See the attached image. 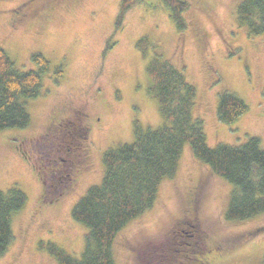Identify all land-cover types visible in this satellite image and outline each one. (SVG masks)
<instances>
[{"label":"rangeland","instance_id":"obj_1","mask_svg":"<svg viewBox=\"0 0 264 264\" xmlns=\"http://www.w3.org/2000/svg\"><path fill=\"white\" fill-rule=\"evenodd\" d=\"M25 1L0 0V43L19 68H36L32 54L42 52L52 69L41 96L28 102L31 125L0 132V188L16 184L28 194L0 264H61L52 244L82 258L88 231L72 208L103 179L104 152L131 143L137 124L151 130L164 122L146 90L154 51L196 87L195 114L211 147L255 136L264 148V35L251 36L237 21L242 0H184L183 29L163 0H136L118 25L122 0H42L26 21L18 17ZM142 38L146 50L138 44ZM59 64L64 74L55 80ZM224 91L249 107L234 123L218 117ZM182 152L153 208L117 236L118 264H264V212L229 220L234 185L189 144ZM78 163L85 171L72 186Z\"/></svg>","mask_w":264,"mask_h":264},{"label":"trees","instance_id":"obj_2","mask_svg":"<svg viewBox=\"0 0 264 264\" xmlns=\"http://www.w3.org/2000/svg\"><path fill=\"white\" fill-rule=\"evenodd\" d=\"M135 1H121L117 25ZM163 1L183 29L180 15L188 3ZM237 11V21L251 36L264 35V0H242ZM138 44L144 50L150 46L146 38ZM150 57L147 68L151 82L146 90L158 101L164 122L151 130L137 124L131 143L104 152L103 179L90 185L72 208L73 218L88 231L82 258L78 260L51 243V252L61 264H118L113 250L117 236L127 224L153 208L160 184L175 176L186 144L200 161L234 185L226 211L229 220L241 221L264 212V148L260 138L248 136L237 145L220 143L211 147L204 120L195 114L196 87L182 69L163 59L160 51ZM32 60L36 68H19L0 43V132L23 129L32 123L28 102L41 96L44 77L52 69L42 52L33 53ZM53 72L55 80H61V64ZM219 97L218 117L224 123L236 122L249 108L240 96L229 91L221 92ZM27 200L28 194L16 184L7 191L0 188V256L7 253L15 239L12 221Z\"/></svg>","mask_w":264,"mask_h":264},{"label":"flooded vegetation","instance_id":"obj_3","mask_svg":"<svg viewBox=\"0 0 264 264\" xmlns=\"http://www.w3.org/2000/svg\"><path fill=\"white\" fill-rule=\"evenodd\" d=\"M42 0H27V1H25V2H23L19 7H22V9L23 10H25V12H23L21 15H18V17L20 18V19H24L25 21H26V19H29L30 17H32V15L34 14V6L35 5H37L39 2H41ZM53 10H54V8H53ZM15 11H16V14H18L19 13V11H17L16 9H15ZM72 125V124H71ZM72 127H75L74 125H72ZM87 129H88V127L87 128H84V130H83V132H84V134L85 135H87ZM67 131H69V130H67ZM78 131H80V129L78 128ZM76 140H77V142L80 144V145H82L83 143H84V138H82V137H80V136H78L77 138H76ZM86 140V139H85ZM84 148V146H81L80 148L78 147V150L81 152V149H83ZM72 162H73V160H72ZM74 163V162H73ZM75 169L73 170V172H71V183H72V186H74L75 185V182L77 181V177H79V175L81 174V173H83L82 171H85V167H84V165H82V164H80V163H78V165L76 166V167H74ZM52 201V200H51ZM44 195H43V197H42V199H41V205H43L44 204ZM193 202H194V200H193ZM192 208V207H191ZM188 211H190L191 213H194L193 212V210L192 209H188ZM182 230V229H181ZM183 231V230H182ZM205 262H207V261H205Z\"/></svg>","mask_w":264,"mask_h":264}]
</instances>
